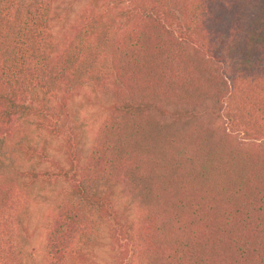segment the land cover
<instances>
[{
  "label": "trees",
  "instance_id": "16d2710c",
  "mask_svg": "<svg viewBox=\"0 0 264 264\" xmlns=\"http://www.w3.org/2000/svg\"><path fill=\"white\" fill-rule=\"evenodd\" d=\"M105 114L85 154L73 107ZM0 264H264V0H0Z\"/></svg>",
  "mask_w": 264,
  "mask_h": 264
},
{
  "label": "rangeland",
  "instance_id": "374dc122",
  "mask_svg": "<svg viewBox=\"0 0 264 264\" xmlns=\"http://www.w3.org/2000/svg\"><path fill=\"white\" fill-rule=\"evenodd\" d=\"M99 102L91 92L85 90V92L75 97L73 103V107L77 112V120L83 133L85 154L90 150L95 132L105 117L98 104ZM44 140L49 141L48 137L34 127L32 120L21 119L17 121L12 137L0 153V168L5 172H9L12 168L27 169L31 166V163L21 158L19 148L27 144H40ZM53 194L49 188L44 190L35 188L32 191L27 219L33 236L29 243H23L26 256L25 264H32V262L38 261L42 254L44 226L56 211V202L53 200Z\"/></svg>",
  "mask_w": 264,
  "mask_h": 264
}]
</instances>
